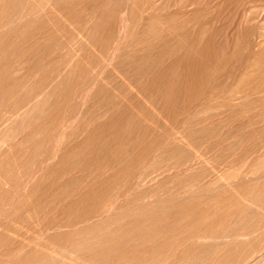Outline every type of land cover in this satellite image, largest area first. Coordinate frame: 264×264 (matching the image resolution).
<instances>
[{
	"label": "rangeland",
	"instance_id": "374dc122",
	"mask_svg": "<svg viewBox=\"0 0 264 264\" xmlns=\"http://www.w3.org/2000/svg\"><path fill=\"white\" fill-rule=\"evenodd\" d=\"M2 263L264 264V0H0Z\"/></svg>",
	"mask_w": 264,
	"mask_h": 264
},
{
	"label": "bare ground",
	"instance_id": "6f19581e",
	"mask_svg": "<svg viewBox=\"0 0 264 264\" xmlns=\"http://www.w3.org/2000/svg\"><path fill=\"white\" fill-rule=\"evenodd\" d=\"M43 131V130H42ZM73 182V181H72ZM69 184V183H68ZM252 185V184H251ZM259 185V184H258ZM258 189V188H257ZM254 190H256L255 188H254ZM253 201V200H252ZM220 204V203H219ZM238 208V207H237ZM235 210H237V209H235ZM39 211V210H38ZM37 211V212H38ZM243 211V210H242ZM215 213H216V211H214ZM245 212V211H244ZM230 215H233V213L232 214H230ZM238 215V214H237ZM229 217V216H228ZM234 217H235V215H234ZM106 238H107V236H106ZM12 243V242H11ZM42 258V257H41ZM42 260V259H41ZM45 263V262H44ZM3 264V263H2Z\"/></svg>",
	"mask_w": 264,
	"mask_h": 264
}]
</instances>
